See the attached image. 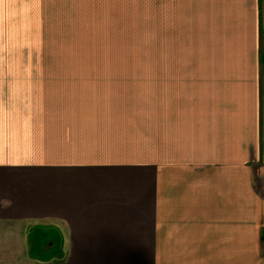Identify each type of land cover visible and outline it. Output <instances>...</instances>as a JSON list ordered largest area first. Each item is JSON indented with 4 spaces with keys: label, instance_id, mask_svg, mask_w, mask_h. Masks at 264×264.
<instances>
[{
    "label": "crops",
    "instance_id": "0c3cea01",
    "mask_svg": "<svg viewBox=\"0 0 264 264\" xmlns=\"http://www.w3.org/2000/svg\"><path fill=\"white\" fill-rule=\"evenodd\" d=\"M118 5L86 20L169 59L0 61V264H240L264 229V0Z\"/></svg>",
    "mask_w": 264,
    "mask_h": 264
},
{
    "label": "rangeland",
    "instance_id": "374dc122",
    "mask_svg": "<svg viewBox=\"0 0 264 264\" xmlns=\"http://www.w3.org/2000/svg\"><path fill=\"white\" fill-rule=\"evenodd\" d=\"M51 2L55 3L52 4L56 7L55 11L50 10ZM60 2L65 6L56 5ZM119 2L120 0H0V61L150 62L169 59L167 52L157 51L158 41L162 44L166 38L124 35L123 33H135L136 30L135 26H132V30H125L118 23L121 21L86 20L91 17L118 19L121 16L116 11L121 8ZM111 3L113 5H109ZM74 4L79 6L73 7ZM80 7L84 10L80 11ZM60 8H64L63 14H60ZM90 8L93 10L89 11ZM96 8L103 11L96 12ZM58 15L66 18L59 21L51 19ZM42 32L51 35H40ZM26 236L29 258L46 261L54 257V227L30 225ZM240 247V264H264V229L259 243Z\"/></svg>",
    "mask_w": 264,
    "mask_h": 264
}]
</instances>
